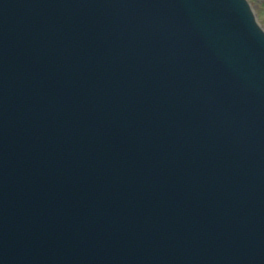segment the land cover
<instances>
[{"label":"water","instance_id":"1","mask_svg":"<svg viewBox=\"0 0 264 264\" xmlns=\"http://www.w3.org/2000/svg\"><path fill=\"white\" fill-rule=\"evenodd\" d=\"M0 264H264L246 0H0Z\"/></svg>","mask_w":264,"mask_h":264},{"label":"rangeland","instance_id":"2","mask_svg":"<svg viewBox=\"0 0 264 264\" xmlns=\"http://www.w3.org/2000/svg\"><path fill=\"white\" fill-rule=\"evenodd\" d=\"M255 6L260 3L262 6L259 8L258 7V10H260L262 13H261V20H264V0L260 1L259 0H250Z\"/></svg>","mask_w":264,"mask_h":264}]
</instances>
